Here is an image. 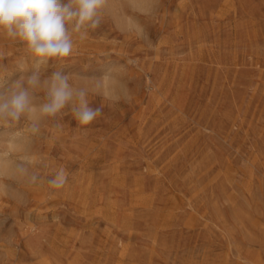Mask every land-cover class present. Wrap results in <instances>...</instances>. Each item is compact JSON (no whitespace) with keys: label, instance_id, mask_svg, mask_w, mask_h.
I'll return each instance as SVG.
<instances>
[{"label":"rangeland","instance_id":"1","mask_svg":"<svg viewBox=\"0 0 264 264\" xmlns=\"http://www.w3.org/2000/svg\"><path fill=\"white\" fill-rule=\"evenodd\" d=\"M141 20L154 50L107 19L49 61L45 75L99 77L128 56L143 71L129 66L131 104L91 99L102 114L87 136L66 108L63 132L34 141L69 182L0 201L19 246L4 264H264V0H161ZM33 65L0 59V91Z\"/></svg>","mask_w":264,"mask_h":264},{"label":"clouds","instance_id":"2","mask_svg":"<svg viewBox=\"0 0 264 264\" xmlns=\"http://www.w3.org/2000/svg\"><path fill=\"white\" fill-rule=\"evenodd\" d=\"M160 6L161 0H0V59L19 51L34 60L30 75L0 91V128L6 130L0 133V201L17 209L28 203L31 189L47 186L49 197L55 194L51 190L63 189L69 172L65 167L49 172L50 157L34 141L44 144L51 138L48 130L63 132L60 119L66 108L77 121L76 129L87 136L89 126L102 114L101 108L90 107L91 99L101 96L113 109L121 101L131 104L135 90L129 87L134 77L129 66L143 71L140 60L128 56L126 65L99 77L59 70L45 75L49 61L63 64L77 44L88 40L107 19L124 36L154 50L141 17L151 22ZM143 88L149 93L154 89L147 74ZM17 238L11 229L0 232V264L8 259V250H18Z\"/></svg>","mask_w":264,"mask_h":264}]
</instances>
